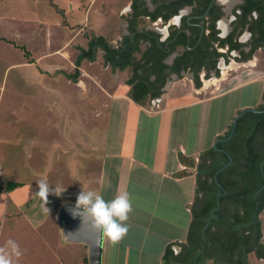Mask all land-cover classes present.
<instances>
[{"label": "rangeland", "instance_id": "374dc122", "mask_svg": "<svg viewBox=\"0 0 264 264\" xmlns=\"http://www.w3.org/2000/svg\"><path fill=\"white\" fill-rule=\"evenodd\" d=\"M130 1L0 0V187H5L7 182H19L21 184L15 190L8 192L9 198L16 201L20 197L31 202L26 209H11L5 215L9 226L7 232L19 233L26 247L30 246L33 251L22 252L23 257L15 258L14 264H88L84 260L87 252L55 251L67 244L61 236L63 224L57 219L58 211L64 203L76 202L78 191L84 187L80 167L74 166L70 175L68 163L61 159L64 153H57L55 141L59 139L66 143L71 119L78 116L71 137L80 147L79 138H84L81 135L85 127L79 121L84 118L87 127L94 126L99 119L105 123L109 117L107 110L99 104L101 95L94 94L95 91L84 95L71 85V81H66L65 76L55 80L50 72L57 69L74 72L80 46H87L86 37L91 33H104L109 38L112 31L114 40L123 36L127 31ZM84 61L83 71L105 72L103 53H98L95 61ZM254 63L224 67L222 79L201 75L203 81L199 89L194 86L196 80L192 79V74L187 72L180 80L169 82L167 89L172 88L170 95L211 96L234 86L256 85L253 91L230 93L214 103V124L220 128L235 115L234 108L241 95L247 92V96L253 94L257 100L259 86L264 88V53L261 50L256 53ZM129 75L128 70L120 72L122 79ZM159 107L153 104L151 108ZM95 109L102 111L100 118H95ZM180 117L186 120L187 114L182 112ZM196 127L193 124L192 131L188 132L194 134ZM77 160L82 162L85 158L78 157ZM41 179H47L52 188L55 185L65 187L60 196L50 193L47 205L36 194ZM46 207L48 211H45ZM261 219L264 244V214ZM249 261L264 264V258L259 260L254 254L250 255Z\"/></svg>", "mask_w": 264, "mask_h": 264}, {"label": "crops", "instance_id": "0c3cea01", "mask_svg": "<svg viewBox=\"0 0 264 264\" xmlns=\"http://www.w3.org/2000/svg\"><path fill=\"white\" fill-rule=\"evenodd\" d=\"M80 47H85V44ZM84 60L88 59H83L80 66L76 65L74 72L65 70L72 78L57 73L60 69L50 72V75L55 76V80L65 76L66 81H71V85L84 95L94 91V94L101 95L103 98L99 104L107 110L109 121L103 123L99 119L94 126L87 127L84 118L82 122L79 121L85 127L81 135L84 138H79V147L71 137L73 124L78 120V116H74L66 143L59 139L55 141L57 153H64L61 159L68 163L70 175L74 166L80 167L84 175L83 189L101 192L106 200L123 192L130 195L133 210L125 222L128 233L117 244L104 237L103 264H164L167 247L174 242H187L192 225L198 223L199 213L208 199L205 189L213 179L204 172L208 171L213 159L205 151L214 147L239 110L261 104L264 88L259 86L257 100L253 94L247 96V92L241 95L240 102L234 108L235 115L225 126L217 128L213 109L219 99L240 90H252L256 85L234 86L211 96L193 93L170 95L171 88L141 105L129 96V68L106 62L104 73H88L81 67ZM108 70L109 74L106 73ZM124 70H128L130 75L122 79L120 72ZM153 104L160 107L151 108ZM196 109L198 112H193ZM182 112L187 114L186 120L180 117ZM101 115L102 111L95 109V118ZM193 124L198 127L194 134L188 132L192 131ZM180 154L194 157L197 163L202 157L205 168L188 166L180 160ZM78 157L85 158V161H78ZM76 174L73 173L74 176ZM15 189L0 187V254L5 252L9 240L15 241L21 252H33L30 246L26 247L19 233L6 230L9 227L5 221L7 212L26 209L31 205V202L23 201L20 197L16 201L10 199L8 192ZM60 249L63 252H88L87 246L78 243H67L55 251L60 252ZM184 249L187 248L181 246L179 253L183 258L171 257V264L185 261L189 252H182ZM176 251H179V247H176ZM15 258L13 256L12 264Z\"/></svg>", "mask_w": 264, "mask_h": 264}, {"label": "flooded vegetation", "instance_id": "af4514ba", "mask_svg": "<svg viewBox=\"0 0 264 264\" xmlns=\"http://www.w3.org/2000/svg\"><path fill=\"white\" fill-rule=\"evenodd\" d=\"M129 6L127 31L123 36L114 40L112 31L109 38L104 33L94 32L86 37L87 46L83 48H88L94 34L99 44L97 54L103 53L105 62L113 65L110 53L103 48V43L107 42L112 49L124 50L126 37L131 39V42L127 43L130 46L135 39L141 40L143 55L137 54L135 59L136 55L133 53L131 58L134 62L140 60L141 64L146 65V71L138 75L148 78L153 83L155 92L162 93L167 89L169 82L171 83L173 79L180 80L184 74L187 75V72L192 74V79L196 80L194 86L199 89L203 81L201 75L208 78L217 76L222 79L224 67L228 68L233 64L254 65L256 53L259 50L264 53V0H131ZM163 65L165 66L162 67ZM129 70L131 75L136 76L130 68ZM254 108L264 110V89L261 104ZM247 123L248 121H244V126ZM244 126L240 131H244ZM261 139L262 137L259 138ZM226 141L236 142L237 137L233 134ZM221 150L229 157L228 162L222 158L225 165L218 172L224 171V181L227 185L223 189L226 198L212 209V213L220 210L223 212L222 220L230 218V211L233 209L230 197L232 185L236 182L237 186L245 189L257 183L261 190L257 188L252 200L251 197L248 200L254 205H251L250 211L257 216V219H253L248 225L257 223L258 219L262 222L264 205L261 203V198L264 195V185L261 179L264 178V171L261 178L253 177L254 180L249 182L238 180L239 174L243 171L241 160L235 164L229 150ZM230 156L231 163H229ZM242 161L244 162V159ZM206 197L210 198L208 195ZM242 209L244 212L245 204ZM218 219H220L218 216H211L208 225ZM212 229L216 230L217 227L213 225ZM248 233L251 234V230ZM251 240L254 241L253 237ZM260 242L254 246L251 253H246L248 249L246 247L242 254L241 252L233 254L230 264H251L249 261L251 254L261 260L262 258L259 257L261 252H258L261 251ZM204 254L213 255L212 252H201L192 264H208L203 259Z\"/></svg>", "mask_w": 264, "mask_h": 264}, {"label": "trees", "instance_id": "16d2710c", "mask_svg": "<svg viewBox=\"0 0 264 264\" xmlns=\"http://www.w3.org/2000/svg\"><path fill=\"white\" fill-rule=\"evenodd\" d=\"M61 11V9L59 10ZM93 38L89 42L88 48L80 47V53L76 60V65L80 66L83 59L87 58L90 61H95L97 56V48L99 46L98 42H96V37L92 34ZM131 39L128 37L125 38L126 48L124 50L120 48H111L110 45L103 43V48L110 53L112 58V63L114 66L120 68H130L132 72L135 73L130 76L128 83L131 88L129 90V96L138 104L145 105L152 97H157L161 95V92H155L153 90V83L149 81L148 78H143L138 74L146 71V65L141 64L139 61H133L132 54L135 53L137 58V54L142 50V42L141 40L135 39L132 46L127 45L130 43ZM28 51H26V54ZM163 65L162 67H164ZM57 73H64L69 78H72V75L69 74L65 70H57ZM243 110H239L240 113ZM244 121H248L246 126ZM244 126V131H240V128ZM232 123L229 125V129L218 138H223L228 136L231 131ZM234 135L237 137L236 142H220L218 143V148H210L205 151L208 152L211 156L212 163L209 167L208 171L204 172L205 175L211 177L212 183L208 185L205 189V193L210 196L207 201L204 203L200 213H199V221L194 226L192 225V230L188 236V240L186 243L183 242H174V244H170L165 252L163 257L164 264H171L170 258H183L181 257L182 253L181 246L186 247L182 252H189L185 261L181 264H192L195 262L196 257L201 252H212L213 255L208 254L207 256L204 254L203 259L205 263L208 264H230L232 255L236 252H245V248L247 247L246 253H251L254 249V246L260 242L263 236L262 230V222L258 219L257 223H251L248 225L250 221L253 219H257V216L252 214L251 202L248 200L255 192L260 188L257 183L247 186L245 189L237 186V183L232 185L231 189V203L232 210L230 211V218L228 217L222 220L223 212L220 210L214 211L212 213V209L219 205L220 202L224 201L226 195L224 194V186H226V182L224 181V171L218 173L225 165V162L229 161V157L221 152V149H228L229 152L234 157L235 164L241 160V166L243 167V171L239 174L238 180H254L261 178L262 173L264 171V113H256V112H247L241 119L238 120L236 131ZM259 140V138H261ZM204 152V153H205ZM203 154V153H202ZM221 155L222 157H219ZM225 160V162H222ZM202 157H200L199 162H196L194 157H188L184 154H180V160L187 164L188 166H198L200 169H204L205 165L202 163ZM244 159V162L242 161ZM218 173V174H217ZM242 178V179H241ZM262 185H264V178L261 179ZM21 183L11 181L5 184V189L11 190L17 188ZM260 186V185H259ZM258 188V189H257ZM261 190V188H260ZM264 192V190H263ZM245 202V203H244ZM247 203V204H246ZM261 203L264 205V195L261 198ZM246 205V209L242 212V206ZM254 206V205H253ZM211 216H218L220 219L216 220L211 225H208ZM216 226L217 229H212V227ZM251 230V234L248 231ZM253 237L254 241L251 240ZM261 246V252L259 257L264 258V244L263 242L259 244ZM176 247H179V251H176ZM230 256V257H229ZM229 257V258H228ZM85 262L88 263V256L84 258Z\"/></svg>", "mask_w": 264, "mask_h": 264}, {"label": "clouds", "instance_id": "9594fccd", "mask_svg": "<svg viewBox=\"0 0 264 264\" xmlns=\"http://www.w3.org/2000/svg\"><path fill=\"white\" fill-rule=\"evenodd\" d=\"M39 191L36 193L43 203L47 205L48 196L54 193L60 196L65 187L55 185L50 187L47 179L38 181ZM49 208L46 207L45 211ZM133 210L129 193L123 192L111 200H106L101 192L83 189L77 196L74 206L70 209L73 218H79L81 224L87 220L91 227L107 237L112 244L119 243L128 233V225L125 223L129 213ZM20 246L13 240H9L5 252L0 254V264H12V258L20 257Z\"/></svg>", "mask_w": 264, "mask_h": 264}, {"label": "water", "instance_id": "95a60500", "mask_svg": "<svg viewBox=\"0 0 264 264\" xmlns=\"http://www.w3.org/2000/svg\"><path fill=\"white\" fill-rule=\"evenodd\" d=\"M247 112L261 113L264 112V110L249 107L238 113L232 122L231 131L228 136L217 139L214 144V148H218V143L224 142L233 136L238 120L241 119ZM231 162L232 157L230 156L229 163ZM74 204L75 202L68 201L64 203L58 211L57 219L63 224L61 231L62 239L66 243H78L87 246L89 264H103L104 237L93 229L87 220L81 224V220L79 218L72 217L70 209L74 206Z\"/></svg>", "mask_w": 264, "mask_h": 264}]
</instances>
